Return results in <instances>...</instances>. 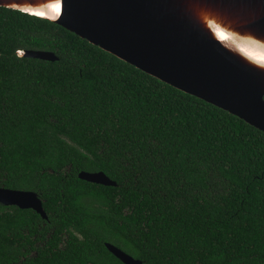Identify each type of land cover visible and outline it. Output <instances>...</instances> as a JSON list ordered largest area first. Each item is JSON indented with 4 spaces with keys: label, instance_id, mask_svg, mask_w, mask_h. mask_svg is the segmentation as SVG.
I'll list each match as a JSON object with an SVG mask.
<instances>
[{
    "label": "trees",
    "instance_id": "trees-1",
    "mask_svg": "<svg viewBox=\"0 0 264 264\" xmlns=\"http://www.w3.org/2000/svg\"><path fill=\"white\" fill-rule=\"evenodd\" d=\"M0 186L47 214L0 204V264H124L105 242L142 264H264L263 131L1 5Z\"/></svg>",
    "mask_w": 264,
    "mask_h": 264
},
{
    "label": "water",
    "instance_id": "water-1",
    "mask_svg": "<svg viewBox=\"0 0 264 264\" xmlns=\"http://www.w3.org/2000/svg\"><path fill=\"white\" fill-rule=\"evenodd\" d=\"M168 3V0H61L63 15L59 20L0 5L57 23L136 68L264 132V67H249L251 78L217 43L206 39L200 29L177 33L183 32L180 41L190 42L201 53H182V49L169 45L168 39H177V34L168 32L176 22L164 20L173 15L167 9ZM17 54L47 61L57 59L52 51L45 50H17ZM78 177L96 184L117 185L102 171H80ZM0 204L32 209L47 219L42 199L32 190L0 186ZM105 246L124 264H142L140 259L109 242Z\"/></svg>",
    "mask_w": 264,
    "mask_h": 264
},
{
    "label": "bare ground",
    "instance_id": "bare-ground-1",
    "mask_svg": "<svg viewBox=\"0 0 264 264\" xmlns=\"http://www.w3.org/2000/svg\"><path fill=\"white\" fill-rule=\"evenodd\" d=\"M168 1L167 9L173 15L164 20L176 22L168 32L177 34V39H168L169 45L182 49V53H201L199 48L191 47L190 42L183 44L180 41L183 32L177 33L185 29H200L206 39L217 43L251 78L249 67H264L262 0ZM0 4L17 7L51 20H59L63 15L61 0H0Z\"/></svg>",
    "mask_w": 264,
    "mask_h": 264
},
{
    "label": "flooded vegetation",
    "instance_id": "flooded-vegetation-1",
    "mask_svg": "<svg viewBox=\"0 0 264 264\" xmlns=\"http://www.w3.org/2000/svg\"><path fill=\"white\" fill-rule=\"evenodd\" d=\"M4 206H5V205H4ZM9 206H12V205H9ZM15 207H17V206H15ZM18 208H19V207H18ZM19 209H21V208H19ZM33 211H34V210H33ZM31 226H32L31 228L34 230L35 227L33 226V224H32ZM17 232H19V234H20L21 236H25V235L31 233V229H27V228H25V227H19L18 230H17ZM17 237L20 238V236H17ZM30 237H31V238H35V232L32 233V235H30ZM35 246H36V245H35ZM35 253H36V250H35V249H31L28 255H29V256H33ZM20 257H21V260H22L24 256L20 255Z\"/></svg>",
    "mask_w": 264,
    "mask_h": 264
}]
</instances>
